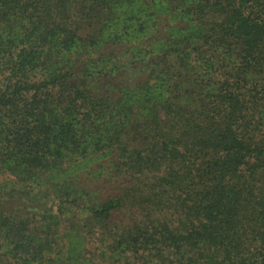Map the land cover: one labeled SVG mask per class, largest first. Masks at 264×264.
Returning a JSON list of instances; mask_svg holds the SVG:
<instances>
[{
	"label": "trees",
	"instance_id": "obj_1",
	"mask_svg": "<svg viewBox=\"0 0 264 264\" xmlns=\"http://www.w3.org/2000/svg\"><path fill=\"white\" fill-rule=\"evenodd\" d=\"M0 264H264V0H0Z\"/></svg>",
	"mask_w": 264,
	"mask_h": 264
}]
</instances>
